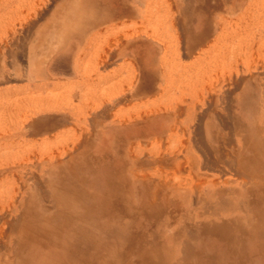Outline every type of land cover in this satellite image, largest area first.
<instances>
[{"label": "rangeland", "instance_id": "rangeland-1", "mask_svg": "<svg viewBox=\"0 0 264 264\" xmlns=\"http://www.w3.org/2000/svg\"><path fill=\"white\" fill-rule=\"evenodd\" d=\"M63 1H58V5ZM71 2L80 5L79 10L74 12V20L79 22L76 25L78 28H66V24L50 26L48 33L43 34L38 40H34L32 36L26 40L25 35L22 34L23 28L20 21L27 17L31 18L30 15L35 12L34 9L39 12L42 9L40 12L43 14L42 17L35 15L34 19L43 18L39 23L44 24L45 27L46 22L53 16V8L57 6L54 7L53 0H0V43H3L0 44V70H4L5 74L3 82H0V227L5 228L6 231L9 223L13 225L17 220L22 219V216L25 219L24 210L32 212L33 215H39V220H42L50 216L46 211L52 212L55 209L58 212L60 209L58 218L60 220L67 218L70 214L67 213V206L63 207V202L69 199H73L71 201L74 202L75 194H70V198L64 200L69 193V187L64 188L66 191L64 193L62 185L57 183L59 174L55 177L51 176L48 184L46 172L54 163L62 161L65 163L70 156H74L77 161H80L71 170L85 172L84 187L86 188L84 189H92L93 193L95 192L101 207L95 214L87 215L88 227L93 223L102 226L101 232L97 233L102 244L109 241L108 247H104L106 250L103 251V256L99 260L101 263L137 264V261L144 259V264H176L180 263L178 259H183L186 260V264H203L209 257L206 255L211 253L210 244H217L216 247L220 244V241H213L215 235L232 237L235 240H239L245 233L256 236L259 232L252 229V222L242 221L247 215L256 219L250 216L254 213L257 214L258 219V224L254 225H258L261 230L259 235L263 243L264 193L256 201H252L251 197L242 196L243 203L237 204L238 195L232 193L236 190L243 192L238 184L243 177L240 175L238 177L236 172L233 173L225 166L223 167L226 168L224 175L218 172H206V170L194 172L195 175L192 176L187 175L186 172L179 174L177 161L180 164L181 162L187 164V159H190L192 163L197 164L199 161H204L206 157H213L197 154L195 156V152H192L194 148L192 145H195L192 140L196 141L199 138L192 133L194 131H188L186 134V131L178 126L171 134L166 133L158 140L146 134V137L150 139L139 144L136 140L134 143H137L131 146L133 154L139 157V160L144 159L148 162L145 166L147 170L137 168V172L134 170L136 174L140 175L141 171H145L144 175L153 177L157 179L156 181H159L162 176L163 182L175 181V185L172 183L175 189L177 184H183L180 189H174L169 193V198L175 205L165 208L160 201L162 196L155 194L153 190V192L149 190L132 192V189L129 190L130 188L125 186V181L132 184L135 173L131 168H124V162L128 156H118L120 139L109 132L108 119L98 124L94 123L91 127L89 126L91 123L87 122V116L94 111V114H97L101 109H105L102 113L109 111V116L116 114V121L119 122L121 119L144 115L153 109L158 110L170 104V100L176 103L185 99L189 103L188 94L196 93L197 90L200 91L199 88L208 86L210 77L226 73L228 75L230 61L236 66L233 67L239 68L242 75L245 73L247 75L248 71L245 70L247 68L252 72L256 67L264 66V0H140L141 7L134 8L132 17L98 26L96 29H102L101 32L93 29L91 25L103 22L110 13L108 5L106 8L105 0L101 3L100 0H71ZM66 11L65 9L56 13H60L57 21L66 20L68 16ZM209 28L213 32L204 43L207 46H203V53L198 58L194 54L184 56L187 45L197 41ZM179 33L183 37L179 36ZM48 35L50 36L47 37ZM124 36L141 38L151 45L163 44V51L160 50L151 56L143 54V57H140L145 64L155 63L163 69L164 67L160 65L167 64L168 77L172 82L178 80V84L173 82L175 84L173 89L171 88L166 94L158 92V95L156 94L153 98L134 96L125 98L121 103H114L117 100L114 98H121L120 96L129 93L138 74H142L143 68L137 61L133 62L135 61L133 57H130L132 60L129 57L114 59V54L119 49L115 40L116 38L124 40L127 38ZM249 47L254 49L251 55L242 54L243 50ZM112 50H115L114 53ZM13 53L19 56L18 59L13 56ZM137 66L140 72L136 69ZM210 91H202L205 98L204 106L206 105L202 108L207 107L208 100L217 98L218 102L214 111H219L221 115L216 111L217 114L214 112L212 119L206 117L207 122L213 123V128L206 132L204 124L202 128L200 127L204 141L206 140L209 144L207 136L209 137L210 132L214 131L218 132L220 143L227 137L233 143L234 138H238L235 132L239 131L240 125L243 126V135L250 139L254 138L255 134L250 131H253L254 126L258 124L259 114L251 112L249 108L238 113L235 103L232 102L230 106L226 101L224 104L216 89ZM232 97L229 98L232 100ZM262 111L264 112V109ZM192 114L189 113L181 118L183 125L188 123ZM48 116H56L59 119L62 117V121L65 118L66 121H63L65 125L62 124L49 134L29 129L30 117L40 120ZM226 116H230L231 121ZM175 119L179 123V115L173 120ZM221 120L224 122L223 125H219ZM223 127L228 131L232 127L233 133L230 132L227 135V130H223ZM89 135L91 138L88 137ZM229 135H233V140ZM189 146H192V149ZM73 148H76V152L72 150ZM64 150L69 152L66 151V153ZM187 153L189 157L184 156ZM158 154L168 156H159V158ZM172 167H175L177 173ZM227 170H230L229 174ZM223 172L222 169L221 173ZM168 177H170L169 180ZM199 180L218 183H215L214 189L210 186H202L200 190L205 196L218 191L227 193L221 197L215 196L216 193H214L201 206L194 201L195 198L192 195L196 189L195 184ZM32 181L38 182L37 185ZM39 182L42 184L41 187L38 185ZM31 184L38 186L41 190L28 193L27 190L31 188ZM44 184L48 185L44 187ZM19 185H21L20 188ZM42 193L46 195L42 197L45 200L41 198ZM86 193L84 195L89 196V200L90 197L94 198ZM154 196L155 204L152 203V208H145L144 202L149 201V198L153 200ZM13 199L15 202L12 201ZM29 199L41 202V210L30 209L31 205L28 206L27 203ZM46 206L51 208L48 207V209ZM99 220L102 222L100 223ZM224 220L226 224L221 225L220 222ZM217 225L219 227L216 229ZM209 239L211 240L208 241ZM112 242L116 248L113 247ZM172 247L178 251L169 252ZM218 248L221 249V247ZM185 249L193 251L188 253L189 258L181 252ZM28 250L34 251L32 248ZM26 251H23L24 260H32L31 255H29L30 258L25 255ZM256 254L259 257V254ZM253 261L249 260L246 264L261 263L258 259Z\"/></svg>", "mask_w": 264, "mask_h": 264}, {"label": "bare ground", "instance_id": "bare-ground-1", "mask_svg": "<svg viewBox=\"0 0 264 264\" xmlns=\"http://www.w3.org/2000/svg\"><path fill=\"white\" fill-rule=\"evenodd\" d=\"M58 1H60V0H53V2L55 4L54 7L55 6H57V7L53 8V10H54L53 16L50 17V19L46 22L47 24L45 27H44V24L39 23L42 15H43L40 13L42 11V9L40 12L38 10H37L38 11L37 12L36 9H34L35 12H33L31 15L29 14L31 16V18L27 17V18H24V20L22 19L20 21V25L23 28L22 34L25 35L26 40L30 38L29 36H32L33 39L35 38L34 40H36V39L38 40L43 34L48 33L50 26L51 27H55L56 25L64 26L66 24L67 25L66 28L67 27H70V28L76 27V25L79 22L77 23V21L74 20V12L79 10L80 5L72 4L71 0H64L63 3L60 2V4L58 5V3H59ZM101 1L102 0H100V3H101ZM105 4H106V8H107V5L109 6L108 10L110 13L105 17V20L103 22H99V23L97 22V23H94L93 25H91L93 29H96L98 26L107 25L109 22H113V21H116V20L121 19V18H130L134 14V8L141 7L140 0H105ZM50 9H51V7H50ZM65 9L67 10L66 13L68 12V16H67L68 19L65 18L66 20L57 21L60 13H58V14H56V13L58 11L60 12L61 10L64 11ZM22 12H24V11H22ZM35 15H37L36 17L41 16L39 18V20L34 19ZM44 15H45V13H44ZM175 27H176V25H175ZM76 28H78V27H76ZM210 29L211 28H209V30L203 32L197 41L192 42V44L189 46L187 45V48L185 49V52L183 53V55L185 56V55H189V54H194L198 58L203 53V51H202L203 46H207V45H204V43L206 42L208 37H210L211 33L213 32ZM96 30H98L100 32L102 31V29H96ZM177 31H178V29H177ZM176 34H178V32ZM243 34H245V33H243ZM243 34H242V36H243ZM49 36L50 35H48L47 37H49ZM179 36H182V35H180V33H179ZM124 37L125 38L127 37V38L124 40H122L121 38H116V40H115L119 49H117V51L115 52L114 59L120 60V59H125L126 57L127 58L129 57V59H130V57H133V58H135V61L133 60V62L135 63L137 61V63L142 65L143 68H142V74H140V73L138 74V76L136 77L134 84L132 85V88L129 91V93L127 95L120 96L121 98H114V99H117L114 103H116V104L121 103L122 101H124L125 98H128V97L133 98L134 96H141V98H145V97L153 98L158 92H160V93L164 92L166 94L169 90H171V88L173 89L174 88L173 84L177 83L178 80L176 79L177 81H173L174 83L170 80V78L168 77L169 75L167 74V70H168L167 64L163 63V66H162V64L160 65L161 67H164V69H163V68H160L155 63H149V64L146 63L145 64V62H143V60L140 57L143 54H150V56H151V54L158 53L160 50L163 51L162 50L164 47L163 44L151 45L148 42L142 40L141 38H133L132 36L131 37L130 36H124ZM242 39H244V38H242ZM181 42H183V41H181ZM15 45H16V43H15ZM13 48H12V50H13ZM253 50L254 49H251L250 47H249V49L245 48L243 50L242 54L251 55ZM113 51H115V50H112V53H114ZM256 51H258V50L256 49ZM5 52H6V50H5ZM204 52H206V51H204ZM13 56L16 57L17 59L19 57V56H17L16 53H13ZM162 56H164V55H162ZM75 57H77V55ZM130 60H132V59H130ZM162 60H163V58H162ZM158 61H160V60H158ZM229 64H228V67H229L228 69L230 72L228 73V75H227V73L226 74L224 73L225 75L222 74L220 76L215 77V75L211 74V75H213V77H210L211 79H209L210 81H209L208 86L199 88L200 91L197 90L196 93L188 94V97L190 98L189 103H187L185 101V99L179 100V102H176V103H174L173 100H170L169 101L170 104H167L164 107L159 108L158 110L153 109V110H150L149 112H146L144 115L139 114V115L135 116L134 118L121 119L119 122L116 121V118H115L116 114H114V116L113 115L109 116L108 115L109 111L102 113V110L104 111L105 109H101L100 110L101 112L99 111L100 113L98 112L97 114L96 113L94 114V112H95L94 111L93 112L94 115L89 114L90 116L89 115L87 116L88 117L87 122L91 123V125H89V126L92 127L94 123L98 124L99 122H102L103 120H106V119L109 120V123H110L109 132L117 135L118 138L120 139V142H121V144L118 146L119 147L118 151L120 152L118 154V156H128V159L124 162V166H125L124 168L125 169L131 168V169H133V171L136 170L137 168H140V170H142L141 168H145V166L148 165V162L146 160H144V159L139 160V157H136V155L133 154L131 146H132V144L137 143V142L134 143L136 140H138V144L144 143L148 138L150 139V137H153L154 140H158L166 133L171 134L178 126L182 130L186 131V134L188 131H191V132L194 131L192 133H195L196 135H198L199 138L196 141L192 140V141H194V144H195V145H192L194 147L193 149H192V146H189L190 149H192V152H195V156L197 154L198 156H213V157L212 158L206 157L205 159H203L204 161H199V163H197V164L192 163L190 159H187L188 165L184 164L183 162H181V164H180L177 161L176 166H178L177 170H178L179 174H184L186 172L187 175L192 176L194 174V172L199 173L200 171L206 170V172L207 171L218 172V174L224 175L225 169L229 168L231 171H233V173L236 172L238 177H239V175L243 177L241 179V181L239 180L240 182L238 181L239 182L238 184H239L240 188H242L243 192H241L240 190H239V192H237V190H236L232 193V194L238 195L239 200H238L237 204L243 203L244 199H242V196L251 197L252 201L259 200L260 197L262 196V193H264V112L262 111L264 109V66L256 67L252 72H251V70H249L247 68V69H245L246 71H248L247 75H245L246 73L242 75L240 73L241 71L239 72V68L238 67L235 68L236 66L233 63H231V61L229 62ZM233 66H235V67H233ZM136 69L138 71L140 70V68H138V66L136 67ZM3 71H2V69L0 70V82L1 83L4 80V75H5L3 73ZM243 76H245V77H243ZM5 77H7V76H5ZM181 78H180V80H181ZM184 79H183V81H184ZM10 81H11V79H10ZM215 89L219 93L218 94L219 97L221 96V98H222L221 100L224 101V104H226L225 103L226 101H227L228 105H230V104L232 105V102L235 103L234 106L236 108V112L240 113L241 110L249 108V110L251 112L259 114L258 124L256 126H254L253 131H250V132H253L255 134L254 138L251 137L252 139H250L246 135H243L242 134L243 126L240 125L239 131L235 132V135L238 136V138H236V139L234 138V140H233V137H232L233 135H231V136L229 135L230 138L232 137L231 139L233 140V143L227 136H226L227 137L226 139L223 137L224 139H222L221 140L222 142L220 143V141L218 140L219 137L217 135L218 132L215 133L214 131L210 132L209 137L207 136V140H208L209 144H207L206 140L204 141V138H202V136H201L202 132H200L201 131L200 127L204 124L206 132H209L213 128V123H211V121L207 122V119H210V118L212 119V115L214 114V112L217 114V112L219 113V111H217V110H216L217 112L214 111L215 105L218 102L217 98L211 99L208 101L206 100L208 103V104L206 103L207 107L205 109L202 108L204 106V101H205V98L203 97L202 91L203 90L210 91V90H215ZM0 95H1V93H0ZM207 96H209V94ZM230 96H233L232 97L233 101L229 98ZM169 99H171V98H169ZM229 100H231V102H229ZM198 103H199V106H197ZM224 104H222V105H224ZM225 107L226 106H224V108ZM189 113H193L192 117L190 118L188 123H186V125H183L181 118L183 116L189 115ZM178 115L180 117L179 123L176 119L173 120L174 117H176ZM219 115H221V113H219ZM216 116H218V115H216ZM206 117H207V119H206ZM226 117L230 119V116L229 117L226 116ZM61 118L59 119L56 116L55 117L54 116H48V117H44V118L39 120L37 118H33V117L31 118L30 117L29 118V123H30L29 129L36 130V131L39 130V133L49 134L50 132H52L56 128L62 126V124H63V126L65 125V123H64L66 121L65 118L63 117L65 120V121L63 120L64 122L61 120ZM229 119H227V120H229ZM222 120L225 121L226 119H222ZM222 120L220 121L221 123H219V125L224 124V122H222ZM229 121H231V119ZM224 127H225V125H224ZM225 128L223 130H227ZM231 128H229L230 131H228V130L226 131V134L230 133V132L233 133V131H231ZM146 134H149L150 137H146L147 136ZM88 137H90V135ZM220 139H221V137H220ZM79 141H80V139H79ZM87 141H89V140H87ZM81 143H83V142H81ZM72 150L76 152V148H73ZM77 150H78V148H77ZM64 151L66 152L67 150H64ZM67 152H69V151H67ZM66 153H64V154L66 155ZM185 153H186V151H185ZM188 155L189 154L187 153L184 156L189 157ZM159 156H168V155H164V154L159 155L158 154V157ZM171 156H173V154ZM79 161L80 160L77 161L74 156H70L69 159L67 161H65V163H64V161L56 162L53 164V166L50 169H48L47 172L45 171L46 176H48V184L51 181L50 180L51 176L55 177L56 174H59V175H57L58 176L57 183L62 185V190L64 191V193L66 192L64 190V188L69 187V193H67L64 200L66 198L69 199L70 194H73V195L75 194L74 197L71 195L73 198H76V199H74V202H72L73 199H69V200L63 202V207L65 208L64 205L67 206V211H68L67 213L70 214V215H68L69 217L66 215L67 218L65 217L63 220L61 219L62 220L61 221L60 218H58V213L60 214V212H61L60 209H58V212L54 209L52 212L46 211V213H48V215H50V216H48V218L39 220V218H40V217H38L39 215H33L32 212H28V211L24 210L23 213H25V219L22 216V219L17 220L13 225H12V223L11 224L9 223L8 224L9 226L6 229V231H5V228L0 227V264H3V263L4 264L5 263L6 264H42L43 262H44L43 264H104V263H101V261L99 262V260H101V257L103 256V254H102L103 251L106 250V248H104V247H108L109 241H106L105 243L102 244V242L100 241V238L97 237V233H100L102 230L101 225L99 226V224L97 225V224L93 223L92 225L91 224L89 225L90 227H88L89 223L87 222V219H88L87 215L88 214H95V212L97 210L99 211L101 209V207L98 204V199L96 198L95 192L93 193L92 189L91 190H85L84 189V188H86V187H84V181H85V179H84L85 174L84 173L85 172L84 171H78V172L72 171L73 166H75L76 163ZM159 161H160V159H159ZM65 166H67V167L64 168ZM224 166L226 168H223ZM155 167H156V165H155ZM187 167H188V170H187ZM172 168H173V170L175 169V167H172ZM150 169H151V167H150ZM222 169L224 170L223 173H221ZM230 170H227V172ZM136 172H137V170H136ZM141 172L143 175L142 174L138 175L134 171V173H135L133 175L134 181L132 182V184L123 180V182L125 181V186L130 188L129 190L132 189V192L147 191V190L152 191L153 190L155 194L157 193V194H160L162 196L160 201L165 208L169 207L170 205H175V204H173L172 200L169 198V193L175 189V186H174L175 181L171 182V180H169L170 177H168L167 179L169 181L163 182V179L161 180L162 176L160 177L159 181H156L157 179L155 180L153 177L149 178L150 176L148 177V175L147 176L144 175L146 173L145 171L144 172L141 171ZM154 172H155V170H154ZM162 172L163 171L161 170V174H162ZM175 172L177 173L176 169H175ZM164 174H165V172H164ZM228 174H229V172H228ZM12 175H13V173H12ZM165 175H167V173ZM234 177H235V175H234ZM163 178H165V177H163ZM158 179H159V177H158ZM178 180L181 181V179H178ZM203 180H205V179H203ZM226 180H228V179H226ZM199 181H198V183L196 182V184H195L196 189H194V193L192 195H194V198H195L194 201H196V203L200 204L201 206L204 205L205 200H207V198L210 195L216 193V194H214L215 196L221 197L225 193H227L226 191H218V192H214V193H208L207 196H205L204 194H202V191L200 190V188L202 186H210L212 189H214V187L216 185L215 183H217V182H214V181H208V182L207 181H205V182L200 181L199 182ZM16 182H17V180H16ZM32 182H34V181H32ZM185 182H187V181H185ZM227 182L228 181H226V183ZM233 182H234V180H233ZM34 183L36 184L38 182H34ZM48 184H44V187ZM38 185L40 186L42 184L39 182ZM179 185L177 184L176 189L177 188L180 189L181 185H183V184L179 183ZM20 187H21V185H19V188ZM37 187L38 186L31 184V188H29L27 190V192L31 193V191H33V190H39L40 191L41 189L39 187L38 188ZM152 192H150V193H152ZM45 193H44V195H43V193L41 194L43 196L40 195L41 198L44 196L46 197ZM84 193L90 194L94 198L90 197V200H89V196H87V195L85 196ZM170 197H171V195H170ZM54 198H53V201L55 202ZM42 199L45 200V198H42ZM46 200H48V199H46ZM154 200H155V196H154L153 200H151L149 198V201L146 200L147 202H144L143 206L145 208H149V207L152 208V206H153L152 203H154ZM12 201L15 202L14 199ZM45 202H47V201H45ZM104 202L105 201L102 199V203H104ZM211 202H212V200H211ZM27 203H28V206L31 205V207H29L30 209L41 210L40 205L42 203L41 202L39 203L38 200L29 199V201ZM254 203H257V202H254ZM249 205H250V203H249ZM49 208H51V207H49ZM245 208L247 209L246 205H245ZM149 212H150V210H149ZM71 213H72V215H71ZM156 214H154V215H156ZM154 215H153V217H154ZM213 216H214V214H213ZM250 216H253V218H256V219H252V217L250 218L249 215H247V217H244L242 221L252 222V224H253L252 229L260 233L261 230L259 229L258 225H254V224H258L257 223L258 219L256 217L257 214H255V213L253 215L250 214ZM258 216H260V215H258ZM94 219L95 218H93V221H95ZM260 220H261V218H260ZM238 221H239V219H238ZM1 222H2V220H1ZM38 222H39V224H38ZM101 222L102 221H100V223ZM3 223L4 222H2V224ZM220 223H222L221 225H225L226 221L224 220ZM132 224H133V222H132ZM10 225H12V226H10ZM228 225H231V224H228ZM96 226H98V227H96ZM217 227H219V225L216 226V229H217ZM191 231H193V230L191 229ZM214 231L215 230H213V232ZM190 232H187V233H190ZM259 233H256V236H250V234L245 233L240 237L239 240H235L232 237L231 238H229V237L225 238V237H220V236L215 235L213 237L214 238L213 241L214 240L220 241V244H218L217 247H216L217 244L216 245L214 243L210 244L211 253L206 255L209 257H207L204 260L206 262L203 264H246V262H248L249 260H250V262H254L253 260H255V259H258V261L261 262L260 264L264 263V252H263L264 251V248H263L264 242L262 243L260 241L261 235H259ZM208 235H209V233H208ZM210 236H212V235H210ZM93 237L95 238L94 240L92 239ZM186 238H187V236H186ZM139 239H140V237H139ZM91 240H93V241L91 242ZM210 240L211 239H209L208 241H210ZM112 245H113V247H115L114 242H112ZM155 245H156V243H155ZM173 247L169 250V252L175 253L178 251L177 249L175 250L176 246H175V248H173ZM218 247H221V249ZM30 248H32V250H34V251L28 250ZM251 248H252V250H251ZM24 250L25 251L28 250V251H26L25 255H27L28 257H29V255H31L32 257L31 258L29 257V258L32 260H29L28 258H27L28 260H26V259L24 260V258H25V257H23V251ZM110 250H112V249H110ZM181 252H184L185 256H187L188 253H192L193 251H191V250L187 251L185 249V250H181ZM42 253H43V255H42ZM256 253L259 254V257ZM91 257H93V258H91ZM11 258H13V259H11ZM187 258H189V257L187 256ZM9 259H11V261L8 262L7 260H9ZM143 260L144 259H142L141 261H137V264H142V263L144 264L145 261H143ZM177 261H179L180 263H176V264H182V263L186 264V262H185L186 260L184 261L183 259L182 260L178 259ZM187 264H189V263H187ZM257 264H259V263H257Z\"/></svg>", "mask_w": 264, "mask_h": 264}, {"label": "crops", "instance_id": "crops-1", "mask_svg": "<svg viewBox=\"0 0 264 264\" xmlns=\"http://www.w3.org/2000/svg\"><path fill=\"white\" fill-rule=\"evenodd\" d=\"M98 32H100V31H98Z\"/></svg>", "mask_w": 264, "mask_h": 264}]
</instances>
